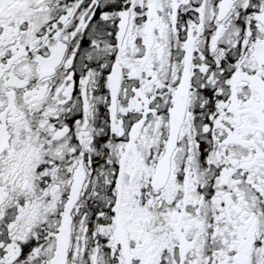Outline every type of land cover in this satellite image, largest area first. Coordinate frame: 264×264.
I'll list each match as a JSON object with an SVG mask.
<instances>
[{"label":"snow or ice","instance_id":"1","mask_svg":"<svg viewBox=\"0 0 264 264\" xmlns=\"http://www.w3.org/2000/svg\"><path fill=\"white\" fill-rule=\"evenodd\" d=\"M0 264H264V0H0Z\"/></svg>","mask_w":264,"mask_h":264}]
</instances>
